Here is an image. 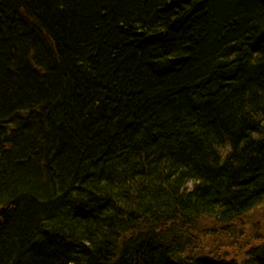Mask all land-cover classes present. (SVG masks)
Masks as SVG:
<instances>
[{
    "label": "trees",
    "instance_id": "trees-1",
    "mask_svg": "<svg viewBox=\"0 0 264 264\" xmlns=\"http://www.w3.org/2000/svg\"><path fill=\"white\" fill-rule=\"evenodd\" d=\"M263 204L264 0H0V264H239L189 227Z\"/></svg>",
    "mask_w": 264,
    "mask_h": 264
},
{
    "label": "rangeland",
    "instance_id": "rangeland-1",
    "mask_svg": "<svg viewBox=\"0 0 264 264\" xmlns=\"http://www.w3.org/2000/svg\"><path fill=\"white\" fill-rule=\"evenodd\" d=\"M236 230H227L213 220H202L189 227L194 239V250L183 258L205 257L218 261L232 260L239 264L246 261L250 250L264 243V204L250 215L233 223ZM196 240V241H195Z\"/></svg>",
    "mask_w": 264,
    "mask_h": 264
},
{
    "label": "water",
    "instance_id": "water-1",
    "mask_svg": "<svg viewBox=\"0 0 264 264\" xmlns=\"http://www.w3.org/2000/svg\"><path fill=\"white\" fill-rule=\"evenodd\" d=\"M0 227H1V225H0Z\"/></svg>",
    "mask_w": 264,
    "mask_h": 264
}]
</instances>
